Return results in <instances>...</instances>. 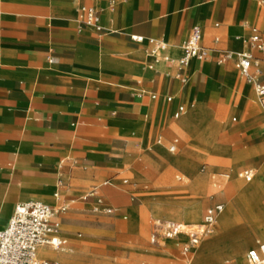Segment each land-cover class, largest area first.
Segmentation results:
<instances>
[{"label": "crops", "instance_id": "1", "mask_svg": "<svg viewBox=\"0 0 264 264\" xmlns=\"http://www.w3.org/2000/svg\"><path fill=\"white\" fill-rule=\"evenodd\" d=\"M83 7L99 14L102 34L80 21ZM194 27L202 31L207 58L180 71L178 60ZM254 30L264 42V0H0V231L18 205L39 201L53 206L60 196L70 205L90 200L95 207L101 199L104 207L117 212L111 203L117 204L129 216L135 215L140 208L118 184L120 172L140 155L152 170L170 172L167 161L159 160L164 148L143 153L142 144L159 131L157 144H169V153H176L181 146L176 133L187 135L191 111L193 120L206 111V126L214 119L215 111L205 100L219 85L230 92L240 86L248 100L251 87L253 110L247 122L260 123L264 110L254 88L233 61L217 63L223 52L249 53L259 62L264 79V49L245 43ZM133 36L144 42L133 41ZM151 40L166 49L153 54ZM238 75L245 86L239 84ZM181 106L186 112L175 119ZM199 131L193 123L190 132ZM262 135V153L251 167L234 174V180L247 169L256 177L264 165V128ZM259 146L252 143L235 158L259 153ZM203 182L204 176L197 177L193 189ZM235 191L228 203L239 190L227 191L229 195ZM215 206L205 211L200 223ZM144 214L140 209V216ZM176 220L154 222L196 224ZM57 238L65 242L60 249L68 244L60 231ZM262 242L244 248L245 264L247 253ZM45 248L54 247L40 248L38 256L52 264ZM211 250L199 257V264H215Z\"/></svg>", "mask_w": 264, "mask_h": 264}, {"label": "rangeland", "instance_id": "2", "mask_svg": "<svg viewBox=\"0 0 264 264\" xmlns=\"http://www.w3.org/2000/svg\"><path fill=\"white\" fill-rule=\"evenodd\" d=\"M238 82L245 86L239 75ZM227 90V87L219 85L206 98L205 104L215 111L214 119L207 126L209 116L206 111L198 120L191 119L193 111L187 115L188 127L191 128L194 123L202 132L194 135L190 128L185 130L188 136L177 132L181 146L176 153H169V144H157L159 131L142 144L143 153L163 147L164 158L159 160L167 161L170 172L152 170L143 155L136 156L138 160L134 165L120 172L118 184L134 197L133 206L145 210L144 215L140 216L138 209L135 215L129 216L127 209L118 208L117 204L112 203L118 211L108 214L101 209L96 210L90 200L70 205L63 202L62 196L59 203L50 204L55 211L67 207L66 212L58 213L54 220L60 236L67 239L68 244L56 250L63 256L51 261L52 264H199V257L207 255L210 249L215 253V264H240L233 257L235 250L240 249L242 253L245 247H252L259 239L264 241L258 236V232L264 228V186L252 191H242L238 187L240 184L251 186L256 182L264 183V177L258 172L251 183H245L238 176L239 180L233 178L240 170L251 167L263 151L264 114L260 123L248 124L247 117L253 110V89L250 87L249 100L240 86H236L234 92ZM222 109L223 112H220ZM258 110L261 111L259 107ZM184 121L179 123L183 124ZM256 142L261 145L259 153L235 158L239 151ZM199 176H204L206 182L196 184L193 189L194 181ZM124 181H128L127 184ZM231 181L237 185L231 186ZM105 187L108 186L102 189ZM235 188L239 193L232 202L238 204L240 218L229 229L220 232L218 220L214 231L188 253H184L187 241L183 238L174 245H167V241H160L159 245L151 244L154 220L177 219L197 225L209 207L221 204L226 207L229 198L236 194L235 191L229 195L227 191ZM198 216L199 220L195 221ZM246 250L241 256L244 264Z\"/></svg>", "mask_w": 264, "mask_h": 264}, {"label": "built area", "instance_id": "3", "mask_svg": "<svg viewBox=\"0 0 264 264\" xmlns=\"http://www.w3.org/2000/svg\"><path fill=\"white\" fill-rule=\"evenodd\" d=\"M80 21L91 27L97 34L103 33V28L99 14L91 8L83 7L79 14ZM132 40L137 43H143V37L133 36ZM245 43L251 45L256 50L264 49V42L257 30ZM153 46V54L157 55L166 49L163 43L150 41ZM184 54L178 60V67L183 71L190 66L193 61L204 62L207 58V52L202 46V31L199 27H194L188 40L183 45ZM233 61L243 79L254 88L258 98V103L264 110V79L260 69L259 62L255 61L249 53L223 52L220 54L217 63L223 65ZM182 83L186 84L188 79L183 77ZM156 98V97H154ZM171 102L172 99L168 98ZM186 112L184 106L179 107L175 114V119H179ZM160 142V141H159ZM175 151V146L170 148V152ZM238 178L251 183L255 178V171L252 169L243 170L238 174ZM94 194L86 197H92ZM112 214L115 210L104 207L101 199L97 202L96 210ZM67 207H61L57 211L49 205L39 201H31L20 204L7 227L0 231V264H51L42 260L38 256L40 248L52 246L60 249L65 242L57 238L59 232L58 224L54 217L60 212H66ZM224 212V206L218 205L209 209L198 225H185L172 221H155L153 232L150 237L151 244L159 245L160 241L175 240L180 237L188 239L184 246V253L190 252L200 244V242L209 236L215 229V226ZM247 264H264V242L259 243L256 249L250 250L246 255Z\"/></svg>", "mask_w": 264, "mask_h": 264}, {"label": "bare ground", "instance_id": "4", "mask_svg": "<svg viewBox=\"0 0 264 264\" xmlns=\"http://www.w3.org/2000/svg\"><path fill=\"white\" fill-rule=\"evenodd\" d=\"M259 147L261 148V145ZM259 172L261 173V176L264 177V166L260 168ZM263 186H264V183L256 182V185L244 186L243 184H240L238 187L242 191H252V190H257V189L259 190ZM237 205L234 202H231L227 205V207H226L227 210L225 211V213H223V215H221V218L219 219L220 220L219 227L221 230L220 232L226 231L227 229H229L232 226L234 221L239 220L240 217L238 216ZM199 214H200V212H199ZM187 215H189V214H187ZM194 219H195V217H194ZM258 236H260L264 239V228L258 232ZM171 241H176V240H168L167 243L171 242ZM56 250L57 249H55V248H45V256L52 261L60 259L63 255ZM241 256H242V253H241L240 249L234 251V256H233L234 259H237L240 264H244V261L242 260Z\"/></svg>", "mask_w": 264, "mask_h": 264}]
</instances>
